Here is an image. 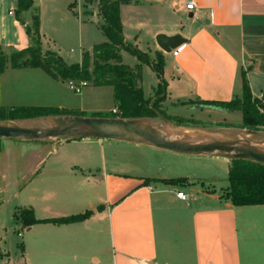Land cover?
Listing matches in <instances>:
<instances>
[{"label": "crops", "instance_id": "crops-1", "mask_svg": "<svg viewBox=\"0 0 264 264\" xmlns=\"http://www.w3.org/2000/svg\"><path fill=\"white\" fill-rule=\"evenodd\" d=\"M189 1L194 2L193 11L185 8ZM150 6L154 14L169 19L153 36L183 39L176 53H164L153 44L164 67L170 64L172 69L163 109L185 112L167 116L201 120L210 115L194 112L228 114L199 107L241 97V73L251 95L264 99V0H150ZM15 7L11 0H0V48L11 51L31 45L23 37L26 46H18L27 24L15 19ZM36 9L41 51L46 52L43 8L33 0L28 12ZM67 11L77 18L71 4ZM120 19L123 33L121 9ZM59 85L62 82L38 69L6 68L0 73V108L63 111L55 91ZM114 109L113 105L110 112ZM137 146L141 158L131 162L121 154L122 162L116 163L100 140L23 146L0 140V209L9 207L14 222L20 224L15 219L20 210H31L37 221L91 212L79 223L22 227L23 264H264V205L235 207L220 193L228 187L224 181L228 182L230 161ZM27 154L36 157L24 169L19 163ZM194 170L209 175L212 184L200 183ZM172 179L184 180L173 194L167 189L176 186L163 182ZM176 192L187 200L177 199Z\"/></svg>", "mask_w": 264, "mask_h": 264}, {"label": "rangeland", "instance_id": "rangeland-1", "mask_svg": "<svg viewBox=\"0 0 264 264\" xmlns=\"http://www.w3.org/2000/svg\"><path fill=\"white\" fill-rule=\"evenodd\" d=\"M68 4H71V9H75L77 18L72 16V14L67 13ZM98 4L99 0H36V5L40 6V9L41 7L43 8L42 33L44 35V40L42 49L56 53L67 64L79 63L82 60L84 53L90 54L94 45L101 44L105 41V37L99 29L101 20L97 16ZM151 8L152 6H150V0H140L137 4H122L120 6L124 18L122 34L124 41L133 49L147 55L150 61H156V55L159 52L153 45L156 38V36H153V33L161 23L168 21L169 19L157 16L152 12ZM34 16L35 11L33 10L30 13L28 12L26 15L22 14L21 20L27 24L26 26L30 27L32 24L31 18ZM77 19H79L80 26ZM19 24L22 25V23ZM20 34V39L23 42V37H27L24 27L21 28ZM18 46H20V48H24L26 43H19ZM0 51L3 55H8L11 50L1 47ZM167 59L170 63L171 54L167 56ZM120 61L122 64L131 67L139 64L137 58L128 51L121 52ZM140 67L143 98L153 100L157 91L159 80L150 65L142 63ZM171 75V65L168 64L166 68H163L162 72V78L166 84L170 83ZM55 91L61 104H63L65 108L63 110L64 112L76 111L83 115L82 117L84 118L106 117L120 119L117 114L110 112L114 105L112 88H101L89 85L88 87L82 88L81 94L77 95L68 89L66 82H62V85H59ZM239 99H241V97H239ZM261 101L264 105V100ZM163 102L164 101L159 104L160 112L158 116L152 120H143L144 123L149 124L157 130L161 125H165L167 128L179 126L196 128L199 130V135H193L192 133L177 135L176 133H171L169 129L162 131L164 135L171 136L175 141H186L190 138L201 141H210L214 138H220L222 141H234V136H236L240 138L239 141L251 142L252 147L264 150V147H261V145L264 144V128H260L256 131L238 128L242 120L241 113L239 111L224 114L221 112L203 110L194 113L210 115V117H202L201 120L183 119L167 116L166 114L169 113L171 115H178L181 117L184 116L185 112L182 110L179 111V109H171L168 113H165L167 110L163 109ZM16 107L21 106L7 107L3 109L7 110ZM80 109L81 112L79 111ZM52 118L55 117H41L37 119L18 121L7 120L0 123H14L29 128L45 129L49 126ZM11 141L18 143V146H23L28 144H47L57 140L25 141L23 139H16ZM103 142L108 156L113 157L114 162L116 163L122 162L121 154L129 156L132 160L131 162H135L136 159L141 158V148L137 145L114 141ZM35 157L36 155L27 154L25 158L20 159L19 166L25 169L26 164H31ZM194 172L196 174L194 176L199 178L198 181L200 183H204L205 186L212 184L209 175H202L203 173L198 172L197 170H194ZM225 183L228 182L224 181V184ZM175 186L176 187L169 188L167 190L173 194V191L178 190L181 184H177ZM183 192L188 194L189 190L184 188ZM220 193L224 196V190H221ZM19 233H24L22 226L12 220L9 207L5 206L0 209V260L5 258L4 264H23L20 249V245H22V238L18 236Z\"/></svg>", "mask_w": 264, "mask_h": 264}, {"label": "trees", "instance_id": "trees-1", "mask_svg": "<svg viewBox=\"0 0 264 264\" xmlns=\"http://www.w3.org/2000/svg\"><path fill=\"white\" fill-rule=\"evenodd\" d=\"M137 0H99L97 16L101 20L100 31L105 37L101 44L94 45L91 53H84L79 63L67 64L56 53L41 51L39 10L31 18V26H24L31 45L23 50L11 51L8 55L0 52V73L6 68H33L42 71L56 82H85L87 86L111 87L115 111L120 119L152 120L159 114V104L165 99L166 82L162 78L164 59L157 53L156 61H150L147 55L133 49L123 39L120 6ZM33 7V0H17L14 10L15 19L23 23L21 15ZM128 51L137 58L139 64L134 67L120 61V52ZM142 63L150 65L159 83L153 100L144 99L141 90ZM241 99L234 98L228 103H204L203 106L220 108L227 112L239 111L241 124L238 128L256 131L264 128V105L261 100L251 95L244 73H241ZM158 99V100H155ZM79 116L78 112H64L48 107L0 108V122L30 120L41 117ZM106 118V117H105ZM151 182L146 180L145 183ZM169 185L182 184L183 179L163 181ZM224 199L232 206L264 205V167L243 160L231 162L228 172V187ZM91 215L90 211L72 217L37 221L31 210H20L15 219L22 227L35 224H71L83 222ZM22 250V245H20Z\"/></svg>", "mask_w": 264, "mask_h": 264}, {"label": "water", "instance_id": "water-1", "mask_svg": "<svg viewBox=\"0 0 264 264\" xmlns=\"http://www.w3.org/2000/svg\"><path fill=\"white\" fill-rule=\"evenodd\" d=\"M155 42L164 53L178 48L183 39L180 36L166 37L158 35ZM199 108L214 109L227 112L220 108L201 105ZM169 129L177 135H199V130L190 127H171L161 125L159 129L151 127L143 120L115 118H84L79 116H62L52 118L45 129H35L14 123H0V139L25 141L38 140H100L114 141L134 145H144L160 151L182 156H214L227 161L243 160L264 167V150H259L247 141H214L205 144H190L186 141L167 140L162 131ZM244 145V146H241Z\"/></svg>", "mask_w": 264, "mask_h": 264}, {"label": "built area", "instance_id": "built-area-1", "mask_svg": "<svg viewBox=\"0 0 264 264\" xmlns=\"http://www.w3.org/2000/svg\"><path fill=\"white\" fill-rule=\"evenodd\" d=\"M12 2L16 3L17 0H11ZM187 11H193L194 10V2L193 1H189L186 6H185ZM9 14H12V12H9ZM180 47V46H179ZM176 48L175 50H172L173 52H178L180 48ZM171 51V52H172ZM68 89L70 91H72L74 94H81V90L82 88H85L87 86V83L85 82H75V81H68L67 83ZM113 114H117L115 110H112ZM176 198L181 200V201H186V196L184 193L182 192H176L175 194ZM18 236H20V234H18Z\"/></svg>", "mask_w": 264, "mask_h": 264}, {"label": "bare ground", "instance_id": "bare-ground-1", "mask_svg": "<svg viewBox=\"0 0 264 264\" xmlns=\"http://www.w3.org/2000/svg\"><path fill=\"white\" fill-rule=\"evenodd\" d=\"M162 133V135L164 136V138H166L167 140H174V139H172V137L171 136H169V135H164L163 134V132H161ZM235 137V139H233L234 141H237V142H240V143H242V141H239V139L240 138H238V137H236V136H234ZM179 138V137H178ZM182 138V137H181ZM245 138V137H244ZM180 139V138H179ZM214 141H222L220 138H214L213 139ZM241 140H242V138H241ZM250 140V139H249ZM262 141V140H261ZM186 142L187 143H190V144H205V143H209L210 141H201V140H195L194 138H190L189 140H186ZM250 143V145L252 146V144H251V142H249ZM257 143V142H256ZM261 147H264V144L263 145H261Z\"/></svg>", "mask_w": 264, "mask_h": 264}]
</instances>
